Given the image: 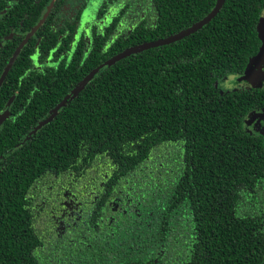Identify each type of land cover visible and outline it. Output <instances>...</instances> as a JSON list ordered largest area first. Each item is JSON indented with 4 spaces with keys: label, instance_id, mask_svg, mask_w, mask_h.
Here are the masks:
<instances>
[{
    "label": "trees",
    "instance_id": "trees-1",
    "mask_svg": "<svg viewBox=\"0 0 264 264\" xmlns=\"http://www.w3.org/2000/svg\"><path fill=\"white\" fill-rule=\"evenodd\" d=\"M99 1L78 27L54 1L2 85L0 111L14 97L15 115L0 127V264H264V136L247 129L264 88L218 86L259 52L264 0H225L199 31L104 66L61 106L112 57L216 3ZM49 2L0 0V40L30 32ZM19 42L4 44L0 74Z\"/></svg>",
    "mask_w": 264,
    "mask_h": 264
},
{
    "label": "water",
    "instance_id": "water-1",
    "mask_svg": "<svg viewBox=\"0 0 264 264\" xmlns=\"http://www.w3.org/2000/svg\"><path fill=\"white\" fill-rule=\"evenodd\" d=\"M224 1L225 0H216V3L214 5L213 9L203 19L196 22L191 27L184 29V30L180 31L179 33L171 35L167 38L160 39V40H157L154 42L143 43L141 45H137V46L128 48L125 51H123L122 53L112 57L110 60L106 61L103 65H100L98 68L93 70L89 74V76H87L85 78V80L83 82H81L70 93V95L67 96L62 101L61 106H64L68 99L77 95L85 87V85L95 76V74L99 71V69L103 68L104 66L112 65L115 62H118L119 60H121L122 58L130 56L131 54H137V53H141L145 50H149V49L157 48L160 46L172 44L174 42H177V41L197 32V31H199L203 26L207 25L213 18L216 17V15L221 10V8L224 4ZM50 8H51V5L48 7L46 14L43 16V18L38 23V25L32 29L31 33L22 41V43L16 49L15 53L13 54L12 58L9 60L5 70L3 72V76H2L3 78L7 75V73L11 69L12 65L14 64V62L17 58V56L19 55V53L22 50V48L24 47V45L27 43L28 39L43 24L44 20L47 17V14H48ZM257 30L259 32V36H260V39L262 42L261 48H260L259 52L257 53V55H255L253 58H251V60L249 61L248 65H247V68L244 71V74L237 79L238 81L247 80L248 82H250L252 79H254V81H256V80L258 81L264 77V71H261L262 70L261 66L264 69V13L262 14V16L259 19V24H258ZM259 64H262V65L259 67ZM254 81H253V83H254ZM258 86L259 85H254V88H256ZM12 100H13V98L9 99L6 107L0 113V126L9 117L8 109H9L10 104L12 103ZM55 115H56V111H54L52 113V115L45 122L41 123L39 126H41V125L45 124L46 122H48L49 120H51Z\"/></svg>",
    "mask_w": 264,
    "mask_h": 264
},
{
    "label": "flooded vegetation",
    "instance_id": "flooded-vegetation-1",
    "mask_svg": "<svg viewBox=\"0 0 264 264\" xmlns=\"http://www.w3.org/2000/svg\"><path fill=\"white\" fill-rule=\"evenodd\" d=\"M57 1V0H50V2H49V4H48V6H46V8H45V12L43 13V15H42V18H43V16L46 14V11H47V9H48V7L51 5V8H50V10H49V12H48V14L50 13V11H51V9H52V6H53V4L55 3V2ZM92 1H94V0H64V2L61 4V6H60V12H59V14H61V13H63L64 15H67L68 16V20H69V23L70 24H73V23H75V25L77 26L78 25V19L80 18V21L81 20H83L84 19V17L82 16V13L83 12H85V11H87V10H90V15L89 16H91V15H95V14H97L98 13V10H99V8L100 7H102L101 5H100V1L99 0H96V1H99V3H98V6L96 7V8H92V9H88L89 8V5H90V3L92 2ZM101 1H106L107 3H111V2H113L114 0H112L111 2H109V0H101ZM130 1L131 0H117V3L118 2H120L121 3V9L124 7V6H128L129 5V3H130ZM52 3V4H51ZM135 8V7H134ZM133 9V8H132ZM132 9H129L128 11H132ZM80 11H82V13L80 14ZM52 13V12H51ZM48 14H47V16H48ZM41 18V19H42ZM47 18V17H46ZM41 19L38 21V23L41 21ZM38 23L35 25V26H37L38 25ZM44 23V22H43ZM87 24H88V22H87ZM125 23L123 22V25H124ZM43 25V24H42ZM34 26V27H35ZM33 27V28H34ZM78 27V26H77ZM32 28V29H33ZM32 29H31V31H32ZM13 31H16V35H14V36H16V37H18V38H20V42H19V44L17 45V47L14 49V51H13V53H12V55H11V57H10V59L12 58V56H13V54L15 53V51H16V49L19 47V45L22 43V41L31 33V31L30 32H28L26 35H23L22 34V29L21 28H15V27H12L11 26V31L10 32H13ZM37 31V30H36ZM35 31V32H36ZM35 32L32 34V36L28 39V41H27V43L25 44V45H27L28 44V42L31 40V38L34 36V34H35ZM117 32H118V30H117ZM80 34V30H79V28H77L76 30H75V37L77 36L78 37V35ZM9 35V34H8ZM8 35H6L3 39H1L0 40V51L3 49V46H4V44L5 43H7V41H10V42H12V41H14V36H13V33H11L9 36ZM24 45V46H25ZM24 48V47H23ZM22 48V49H23ZM20 53H21V51H20ZM19 53V54H20ZM19 56V55H18ZM18 56H17V58H18ZM16 58V59H17ZM9 59V60H10ZM9 60H8V62H9ZM16 61V60H15ZM8 62H7V64H8ZM15 63V62H14ZM7 64H6V66H7ZM6 66L4 67V69H3V71L1 72V74H0V91L2 90V85H3V83H4V81H5V78H6V76L3 78L2 76H3V72H4V70H5V68H6ZM13 66V65H12ZM262 71H264V69L262 68ZM260 86V88L262 89V88H264V83H263V85L261 84V85H259ZM242 89H248V88H236V89H231L230 91H236V90H242ZM219 91H220V89H219ZM220 92H228V91H220ZM11 98H13V100H14V97H11ZM13 100H12V102H13ZM8 103V102H7ZM7 103L4 105V107H3V109L0 111V113L4 110V108L6 107V105H7ZM12 104V103H11ZM11 104H10V106H11ZM10 106H9V109H8V112H9V117L5 120V121H7L8 119H10L11 117L12 118H14V116L13 115H15L13 112H10L9 110H10ZM4 121V122H5ZM3 122V123H4ZM247 124L249 125H252V127L251 126H248L247 125V129H248V131H250V132H254V133H258V134H262L263 136H264V108L263 109H260V110H258V111H256L255 112V114H253L251 117H250V119L249 120H247ZM3 125V124H2ZM1 125V126H2ZM0 126V127H1Z\"/></svg>",
    "mask_w": 264,
    "mask_h": 264
},
{
    "label": "rangeland",
    "instance_id": "rangeland-1",
    "mask_svg": "<svg viewBox=\"0 0 264 264\" xmlns=\"http://www.w3.org/2000/svg\"><path fill=\"white\" fill-rule=\"evenodd\" d=\"M261 65L262 64H259V67ZM261 68L263 67L261 66ZM237 79L238 78H233V76L231 75L224 77L218 84L220 91H230L231 89H236V88H254V85H261V84L263 85L264 83V77L258 81L257 80L254 81V79H252L250 82H248L247 80L238 81ZM248 126L252 127V125L250 124Z\"/></svg>",
    "mask_w": 264,
    "mask_h": 264
}]
</instances>
